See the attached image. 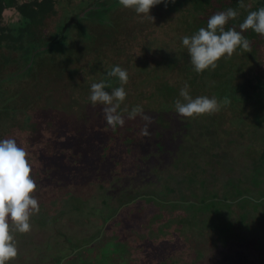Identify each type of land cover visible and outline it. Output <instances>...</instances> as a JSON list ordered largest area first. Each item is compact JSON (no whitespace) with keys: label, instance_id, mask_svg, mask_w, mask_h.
Masks as SVG:
<instances>
[{"label":"rangeland","instance_id":"obj_1","mask_svg":"<svg viewBox=\"0 0 264 264\" xmlns=\"http://www.w3.org/2000/svg\"><path fill=\"white\" fill-rule=\"evenodd\" d=\"M66 2L67 0H62L59 3L57 14L46 23L42 34L55 32L63 12L60 5ZM71 2L77 7L73 8V14L84 19L85 31L96 36L95 42L86 47L85 42L80 41L79 30L74 28L70 43L64 46L67 47L66 53L61 54L58 50L57 52L53 50L39 54L40 51H37L34 56L31 55L33 59L29 65L20 62V53L4 50L11 60L15 59L19 64L0 63V79L14 72L21 73L28 66V70L31 68L29 73L31 76L29 79H18L19 86L0 85V92L4 93L0 95V140L15 136L19 144L23 143L26 132L15 126V120L31 115L42 92H45L44 94L68 92L67 94L77 96L80 101H86L87 94H90V85L93 83L103 80L114 85V82L111 83L104 77L113 63L124 66L129 61L132 65L127 71L128 82L137 85L139 90L145 88L141 81L147 77L149 82H153L151 80L153 72L140 71L132 66L138 64V67L142 68V63L147 61V58L151 59L154 53H146L141 48L144 46L150 48V51L158 50L162 55L166 54L172 49V45L169 46L170 41L183 33V29H178L177 25L185 11L181 13L169 10L170 0L167 6L161 3L151 9L150 15L154 17V21L120 4L112 10L100 9L102 0ZM95 4H98L97 9L94 8ZM108 12L113 22L111 29L104 28L96 22H102ZM176 14L179 15L172 21ZM67 19L64 17L63 21ZM15 22L17 21L13 19L11 22L7 21V24L17 28L18 23L12 24ZM110 31L115 35V40L109 43L106 34ZM164 32H170L172 37L157 36ZM151 63L155 66L152 61ZM98 68L104 73L101 74ZM69 69L80 70L81 76L76 83H69L67 74ZM148 88L151 89L150 85L146 89ZM123 114L125 123L118 127L122 131L121 134L145 142L146 137L140 131L141 124L144 127L145 121L134 119L132 121L134 124L126 133L124 127L128 115ZM92 124L94 126L87 134L85 144L77 137V132L67 127L61 129L58 136L53 137L52 134L46 133L44 139L27 152L32 167L31 175L37 184V189L32 195L37 199L40 211L30 217L29 232L13 231L18 255L8 264H81L87 258L96 256L98 252L109 254L111 249L107 245H110L109 241L113 240V237H117L118 241L127 242L125 255H130L134 264H163L171 260L176 264H182L185 257L194 260L195 248L205 243L209 244L204 251L209 254L205 264H213L215 260H223L234 253L235 246L228 248L219 243V238L216 241L215 235H210L213 233L211 227L203 238L199 237L198 230L180 233L174 231L176 227L169 230L162 228L169 215H176L174 210L171 211L173 206L169 204V199L180 204L179 198L186 196V201L199 202L204 193V184L207 185L208 196L214 193L222 197L227 192L232 193L234 173H227L222 167L230 163L236 165L238 170H242L247 155L243 143L235 142L236 136L231 130L220 133V144L215 151L218 160L225 158L221 165L216 166L220 172L218 174L215 172L214 176L203 173L194 175V180L198 183L194 188L197 194L195 197L191 196L192 185L189 184L195 170L192 172V169L184 166L186 159L182 164L177 163L179 159L177 155H180L185 145L182 148L180 143L169 146L171 152L167 155L169 158H166L165 155L155 153V147L151 146L153 142L150 143L149 149L144 150L148 154L141 153L138 149H143L135 142L130 145V148H134L131 154H127L123 148L118 149L120 155L113 156L114 159L109 157L114 162L111 163L107 159L105 164L100 165L98 163L100 153L106 148L108 150L112 148L111 150L117 153L115 144L112 146L110 143L113 140L120 141L123 137L120 138V132L113 131L101 115H98L95 121L92 120ZM151 126H154L153 121L148 125V129H152ZM61 135L65 143L59 139ZM50 139L56 144L47 150L46 146L49 145ZM122 145L126 146V143L123 142ZM90 147H95L96 152ZM217 159L215 158L212 163L216 164ZM170 189H174L175 192L169 194ZM178 207L183 208L184 205L181 203ZM228 210L229 221L234 223L235 229L238 230L237 235L240 237L238 243L242 246L238 251L241 254L243 247H247L248 243L259 236L258 232L264 236V218L260 216V212L252 209L250 204L241 208L237 202L233 209L231 206ZM214 212L212 209L209 213L212 218L215 217ZM159 213L164 214V217L157 220L155 215ZM223 214L222 218H227L228 211L225 210ZM244 214L247 215L249 230L245 228L247 224L240 223ZM244 240L247 244L243 246ZM119 264L125 262L120 261ZM254 264H264V256L254 258Z\"/></svg>","mask_w":264,"mask_h":264},{"label":"trees","instance_id":"obj_2","mask_svg":"<svg viewBox=\"0 0 264 264\" xmlns=\"http://www.w3.org/2000/svg\"><path fill=\"white\" fill-rule=\"evenodd\" d=\"M61 1L0 0V63H3V65L14 62L19 64L15 59L11 60V57L7 56L4 50L20 53V62L23 64L26 62V65L31 63L33 59L31 55L34 56L37 51H40L39 54H46L58 50L61 54H64L67 51L65 49L67 47L64 48V46L70 43L71 32L74 28L79 30L80 41L85 42L86 47L95 42L96 36L85 31L84 19H80L77 17L78 15L73 14V8L77 7L72 4L71 0H67L65 4L60 5L63 12L60 20H58L55 32H49L48 35L42 34L46 23L57 14V8ZM243 3L245 7L241 8L239 7L240 0H175L174 3L170 0L169 10L181 13L185 11L183 14L179 13L181 14V21L177 25L178 29H183V33L178 35L177 39L170 41L169 46L172 45V49L166 54L163 53L162 55L158 50L150 51V48L144 46L141 48L146 53L153 52L154 55L151 59L147 58V61L142 63V68L138 67V64H135L132 68L153 72L151 78L153 82H149V79L144 77L141 82L144 83L145 88H141V90L134 83L128 82L123 85L127 95L118 110L121 116L124 117L123 113L129 115L133 107L140 106L144 114L152 118L154 126H151L152 129H148L149 135L145 136V142L121 134L122 131L118 129L119 126L113 128L116 133L120 132V138L123 137L120 141L113 140L110 143L112 146L115 144L117 153H114L111 150L112 148L109 150L106 148L100 153L98 162L101 165L105 164L109 157L114 159L113 156L121 154L118 152V149L121 148L127 154H131L134 148H130V145L135 142L143 149L138 150L146 154L148 152L144 150L149 149L150 143L153 142L151 146L155 147V153L169 158L167 156L171 152L169 146L180 143V147L182 148L185 145V148H182L180 155H177L179 158L177 163L182 164L186 159L184 166L192 169V172L195 170L191 178L189 177V184L192 185L191 196L196 197L197 194L194 192V188L198 183L194 180V175L198 176V174L203 173L204 175L214 176L215 172L217 174L220 172L217 171L216 166L221 165L225 158L218 160V154L215 151L220 144V133L231 130L236 136L235 142L243 143L245 155H247L246 164L242 170H238L236 165L230 163L228 166L222 167V169H226L224 171L227 173H234L232 193L227 192L222 197L214 193L208 196L206 193L208 188L204 184V193L199 202L186 201L187 197L181 196L179 200H181L184 207L179 208L178 206L181 203L169 199V204L173 206L171 211L174 210L176 215H169L164 227L162 226L164 230L176 227L174 231H180V233L186 230H198L200 233V236H198L201 238L211 227L212 230H210L213 233L210 235H215L216 239L219 238V243H223L228 248L231 246L236 247L230 257L215 260L213 264H254V258L264 256V236L260 235L259 232V236L254 241L248 243L247 247H243V253H239L238 250L242 247L238 243L240 237L237 235L238 230L235 229V224L229 221L230 212L228 210L231 206L233 209L237 202L241 208H245L250 204L252 209L260 212V216L264 218V37L256 34L251 29L242 32V35L251 41V52L237 49V53H234L231 59L221 58L218 61L219 66L214 71L205 70L199 74L194 71L187 49L182 45V38L192 36L202 27L206 28L207 21L212 15L226 11L229 8L236 10L239 14L234 20H229L225 29L235 28L240 31L239 25L243 23L249 12L264 7V0H243ZM116 5H119V0H102L100 9L112 8L113 10ZM190 5L191 7H189ZM97 6L98 4H95L94 8L97 9ZM179 14L174 15L172 21ZM64 17L68 18L67 21H63ZM103 18L102 22L95 19L91 20L96 21L104 28L111 29L113 22L109 12ZM13 19L17 22L12 24L18 23L17 28L7 24V21L11 22ZM159 35L164 38L172 37L170 32H164V34H158L157 36ZM106 38L110 43L115 40V35L110 31L107 32ZM151 61L155 66L152 65ZM131 65L129 61L124 66L113 63L110 70L114 66H119L129 71ZM28 67L22 70L21 73L14 72L0 79V85H18L20 83L18 79H29L31 68L28 70ZM97 70L101 74L104 73L100 68ZM67 74L69 83H76L81 76L79 69H69ZM105 75L106 79L110 80L111 83H115L114 85L111 84L110 88H106V91L121 86L117 77H108L106 72ZM13 79L14 81H12ZM185 83L189 85V93L193 98L198 96L216 98L222 104L220 110L213 115L196 118L180 116L175 110V101L182 99L179 92ZM148 85L151 89H146ZM111 91L109 92L111 93ZM44 93L42 92L39 96L37 105L33 108L30 116L15 120V126L21 128L20 130H25L26 139L21 144L15 136L12 139H15L18 146L23 147L26 152H30L44 139L46 133L52 134L53 137L58 136L61 129L69 127L70 130L77 132V137L85 144L86 136L94 126L92 120L95 121L98 115L104 117L103 108L105 106L101 104L92 105L89 99L91 85L90 94H87L86 101H80L77 96L69 95L68 92L59 94ZM2 94L4 93L0 92V95ZM225 100L228 101L227 104H223ZM123 106H125L124 109ZM135 119L141 120L139 115ZM132 121L134 119L127 117V124L124 127L126 133L134 124ZM180 122L183 124H180ZM234 122L236 123L233 125ZM141 126L143 128L142 124ZM59 139H64L63 135L59 136ZM48 142L49 145L44 144L47 150L50 146L56 144L52 139ZM65 142L62 140V143ZM123 142L126 143V146L122 145ZM206 142L207 144H205ZM232 142L234 143V141ZM90 148L96 152L95 147ZM215 158L218 161L213 164L212 161ZM110 159L109 162H114ZM168 192L171 194L175 190L170 189ZM154 195L156 196V194ZM162 200L165 201L164 198ZM212 209L215 210L214 218L209 215ZM225 210L228 211L227 218H222ZM177 212L182 214L177 215L180 214ZM155 217L159 220L164 217V214L159 213ZM9 223L12 224L11 220H9ZM240 223L247 224L245 228L249 230L246 214L241 216ZM239 230L242 231V229ZM112 239L109 241L110 245H107L111 249L109 254L98 252L96 256L87 258L81 264H113L114 262L119 264L120 261L125 262V264H134L133 259L129 257L130 255H125L127 242L118 241L117 237ZM245 244H247V241L244 240L243 246ZM197 247L194 251V260H188L185 257L182 264L206 263L209 254L204 253V251L207 250L209 244L205 243ZM129 259L131 260L128 261ZM163 264H176V262L171 260Z\"/></svg>","mask_w":264,"mask_h":264},{"label":"clouds","instance_id":"obj_3","mask_svg":"<svg viewBox=\"0 0 264 264\" xmlns=\"http://www.w3.org/2000/svg\"><path fill=\"white\" fill-rule=\"evenodd\" d=\"M168 0H119V4L135 13L144 14L154 21L150 15L151 9L161 3L167 6ZM172 3L175 0H171ZM239 7H245L240 0ZM238 12L232 8L217 12L207 21V27L200 28L192 36L182 38V45L187 49L194 71L203 73L205 70H215L221 58L231 59L237 49L251 52V41L242 35V32L251 29L264 37V7L250 11L243 23L239 25L240 31L235 28L225 29L229 20H234ZM108 77H117L120 87L113 88L111 93L106 91L111 84L101 81L91 85L90 101L92 105L101 104L104 117L109 126L116 128L123 126L124 118L119 113L121 104L126 99L123 85L128 83V72L119 66H114ZM182 99L175 101L176 112L185 118H196L204 115H213L222 107L216 98L198 96L193 98L189 93V85L185 83L180 89ZM228 101H223L227 104ZM140 116L145 121L141 129L142 135H149L148 125L152 118L145 115L140 106L133 107L128 115L129 119ZM32 167L25 149L18 146L15 139L0 140V264H8L18 255L13 231L27 233L30 231V217L40 211L37 199L32 195L37 184L32 178ZM9 220L12 224L10 226Z\"/></svg>","mask_w":264,"mask_h":264}]
</instances>
